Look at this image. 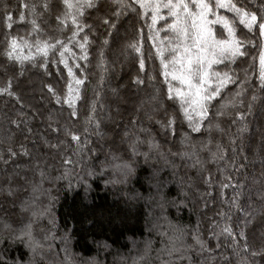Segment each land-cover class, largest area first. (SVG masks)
Listing matches in <instances>:
<instances>
[{
    "label": "trees",
    "instance_id": "1",
    "mask_svg": "<svg viewBox=\"0 0 264 264\" xmlns=\"http://www.w3.org/2000/svg\"><path fill=\"white\" fill-rule=\"evenodd\" d=\"M43 2L0 0V88L10 80V91L15 93L0 94V225L17 226L13 222L23 218L20 201L32 195L33 184H38V205L52 206L51 214L42 217L39 226L50 228L49 220L54 218L52 231L57 236L66 230L71 233L67 256L59 239L51 241L53 252L58 253L51 258L52 264H132L145 243L151 245L152 254L144 264H160L156 257L168 240L162 233L171 235L173 227L183 229L185 242L191 245L183 264H240V249L229 247L230 240L221 235V230L227 226L238 230L245 218L241 208L251 206L257 215L248 227L249 241L254 245L264 243V217L260 215L264 205L259 202L264 187V105L258 100L250 112L239 103L235 107L229 105L222 109L224 115L209 117L210 130L205 120L204 127L193 132L182 112L164 98L165 89L157 75L158 60L149 57V51L154 49L147 25H143L144 33L138 35L136 29L142 25L129 13L119 18L118 34L102 23L110 0H100L101 11H84L82 22L92 26L91 32L84 29L89 36L86 60L80 59L83 53L77 44L79 37L70 45L72 52L65 53L67 67L60 62L59 52L43 57L35 47L23 46L22 41H18L19 54L34 58L22 63L8 58L6 37H23L30 43L37 38L35 33L29 34L31 19L44 29L41 40L52 35L61 40L65 35L71 36L67 27L56 31L58 23L54 17L63 11L56 6L57 0H48L50 9L41 16ZM24 4L28 7H22ZM33 4L37 6L36 14L31 11ZM21 12L24 21L19 20ZM9 13L11 21L6 19ZM8 23H12L11 29ZM106 31L116 37L113 40V36H108V44H104ZM237 31L247 30L237 25ZM137 41L143 55L129 47ZM248 51L249 55L230 67L240 77L247 70L249 91L257 88V95L264 98L257 77L251 75L258 70V59L256 68L250 67L259 50ZM141 58L145 60L143 71L139 68ZM41 62L45 68L40 67ZM219 67L226 70L223 65ZM153 76L155 79H149ZM137 77L144 84L134 83ZM76 78H83L84 83L77 85ZM45 85H51L54 93ZM239 87V83L229 84L210 111L214 113ZM77 90L80 98L70 108L64 101L75 96ZM56 96L61 103H56ZM239 99L247 103V96ZM73 110L77 112L75 118L70 115ZM237 110L247 112L246 119L239 120ZM168 116L176 118L174 132L162 127ZM11 121H17L20 127ZM56 128L60 130L54 131ZM65 128L80 135L81 141H72ZM133 141L137 155L131 151ZM52 144L59 147L48 146ZM152 144L158 147H151ZM9 148L17 155L9 156ZM184 152L189 155H182ZM143 153H148L147 162ZM113 155L119 159L113 160ZM65 158L71 162L66 163ZM129 160L135 166L134 174L124 183L115 182L121 174L112 165ZM154 170L159 186L149 181ZM66 174L68 178L64 179ZM78 176L91 185L86 201ZM9 187L16 192L11 199L6 194ZM234 199L239 207L233 204ZM82 202L103 214L85 218ZM109 211L113 216L119 213L115 222L109 221ZM193 236L199 237L211 253L201 252ZM217 242L220 248L216 247ZM224 257L229 259L225 261ZM0 259L5 264H26L29 252L20 243L6 242L0 244Z\"/></svg>",
    "mask_w": 264,
    "mask_h": 264
},
{
    "label": "snow or ice",
    "instance_id": "2",
    "mask_svg": "<svg viewBox=\"0 0 264 264\" xmlns=\"http://www.w3.org/2000/svg\"><path fill=\"white\" fill-rule=\"evenodd\" d=\"M56 6L63 9L60 14L54 17L58 23L56 31L67 27V31L71 32V36L65 35V39L61 40L57 35H52L41 40L39 36L44 29L40 27L36 19H31L29 23L32 28L29 34L35 33L37 38L34 43H30L23 37L11 36L10 39L6 37L7 48L5 54L8 58L21 63L24 60L34 58L33 56H21L19 54L17 49L21 48V43L18 41H22L23 46L29 49L35 47L36 53L41 54L43 57H47L50 52L53 55L59 52L60 62L67 67L68 62L64 59L65 53L72 52L70 45L79 37L77 44L83 53L80 59H87L86 45L89 43V36L84 33V29L87 28L91 32L92 26L83 23L82 20L86 9L102 10L100 0H57ZM22 7L27 8L28 5L24 4ZM40 7L42 11L39 15L42 16L50 9L48 0H44ZM36 8L37 6L33 4L31 8L33 14H36ZM225 12L231 15H226ZM125 13L134 15L137 22L142 25V27L136 29L138 35L144 33L143 25H147L148 30L151 32L148 39L152 41V49H154V51H149V57L158 60L157 75L161 78V83L165 89L164 98L182 112L193 132H199L204 127L203 122L205 120H208L207 128L210 130L212 123L209 117L224 115L222 109L229 105L235 107L236 103H239L245 106L247 112L251 111L258 100L264 105V98L257 95V88H252L249 91L250 73L245 70L243 77H240L230 67V64L236 63L239 58L249 55V48H257L259 50L258 57H252L250 67L256 68V60L258 59V70L252 72L251 75L257 77L259 92L264 93V0H110V7L105 10V18L102 23L107 29L114 30L118 34L117 23ZM6 19L11 21L10 13L6 14ZM19 20H25L23 12L19 14ZM237 25H242L247 31L238 33ZM7 27L11 29L12 23H8ZM81 33L84 34L81 35ZM108 36H113V40L116 39L112 31H106L104 44L109 43ZM129 47L143 55L139 41L130 44ZM100 54L103 55L102 52ZM220 65H223L226 70L220 69ZM40 67L45 68V63L41 62ZM139 68L141 71L145 68L143 58L139 59ZM71 72L72 70L69 68V73L71 74ZM149 79H155V77H149ZM75 82L77 85H82L84 79L76 78ZM134 83L144 84V80L137 77ZM236 83H239L240 87L235 95L226 103H220L214 113L211 112L210 110L215 107L214 102H218V98L222 97L227 86ZM10 88L11 81L9 80L6 87L0 88V94L7 93L9 96H14L15 93L11 92ZM45 88L54 93L51 85H45ZM244 96H247V103L244 99L237 100V98ZM16 98L19 99V97ZM79 98V91L77 90L75 96L70 95L64 102L70 108H74L75 100ZM150 99L155 100L156 98L151 97ZM55 100L57 104L61 103L59 96H56ZM157 106H159L158 101ZM92 110L94 112L95 108L93 107ZM247 112L237 110L235 115L239 120H244ZM70 115L75 118L77 112L73 110ZM175 120V116H168L162 127L174 132ZM235 122L236 120H233V123ZM11 123L15 124L17 128L20 127V123L17 121H11ZM157 123L160 122L157 121ZM96 126L99 127L98 121ZM216 127H219V125H216ZM27 130L31 131V129ZM53 130L59 131L60 129ZM84 131L87 132V129ZM64 132L72 141L77 143L81 141L80 135L76 132L67 128L64 129ZM45 143L48 142L45 141ZM61 144H63V141H61ZM48 146L54 149L59 147L55 144ZM130 147L133 155L139 154L135 141ZM151 147L158 146L152 144ZM23 154L28 155L27 150H23ZM8 155L14 157L17 153L9 148ZM143 155L145 156V162H147L148 153H143ZM182 155L187 156L189 153L184 152ZM116 159H119V157L113 155V160ZM65 162L70 163L71 161L65 158ZM112 166L121 174V179L115 182L124 183L135 172V166L131 160ZM88 175H92V173H88ZM63 178L67 179V174ZM77 178L83 186V199L86 201L91 185L83 178L79 176ZM149 181L159 186L156 170L150 175ZM68 187H72L71 181H69ZM31 192L32 195L20 201L19 212L23 218H18L13 222L17 226L13 227L12 224L8 223L0 225V244L6 242L22 244L29 252V260L26 264H52L51 258L58 253L53 252L51 241L59 239L65 245L63 251L67 256V245L71 239V233L66 230L62 235L57 236L52 231V228L55 227L54 218L49 220L50 228L45 229L39 226L40 219L51 214L52 206L51 203L47 206L38 205L37 196L35 195L39 192L38 184H33ZM6 194L11 199L15 197L16 192L9 187ZM259 202L264 205V187L260 190ZM233 204L239 207L235 199ZM82 207L85 218L89 215L103 214L101 210L95 209L87 203L82 202ZM241 211L244 212L245 218L240 222L239 229L227 226L221 230V235H226L229 238V247L235 245L236 248L240 249L237 253L240 257V264H261V262H264V243L257 245L250 243L248 233V227L254 222L257 214L251 206L248 209L241 208ZM107 215L110 222H115L119 218V213L113 216L109 211ZM260 215L264 217V211ZM171 232V235L162 233V235L168 236V240L159 249L156 259L160 264H177V262L183 264V261L187 258L186 252L191 245L186 244L183 229L173 227ZM193 240L199 246L201 252L211 253L212 250L206 248L199 237L193 236ZM216 247H221L219 242H217ZM151 254V245L145 243L143 252L133 260L132 264H144ZM224 259L227 261L229 258L224 257ZM0 264H5V261L0 259ZM18 264H25V262H18Z\"/></svg>",
    "mask_w": 264,
    "mask_h": 264
}]
</instances>
